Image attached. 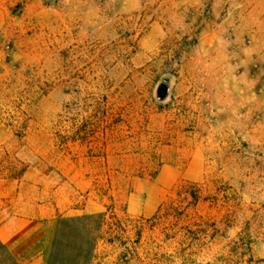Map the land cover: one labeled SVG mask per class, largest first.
<instances>
[{"label":"rangeland","instance_id":"1","mask_svg":"<svg viewBox=\"0 0 264 264\" xmlns=\"http://www.w3.org/2000/svg\"><path fill=\"white\" fill-rule=\"evenodd\" d=\"M0 217L51 264H264V0H0Z\"/></svg>","mask_w":264,"mask_h":264},{"label":"crops","instance_id":"2","mask_svg":"<svg viewBox=\"0 0 264 264\" xmlns=\"http://www.w3.org/2000/svg\"><path fill=\"white\" fill-rule=\"evenodd\" d=\"M11 222L17 225L12 235L6 230ZM54 233L55 225L51 221L39 223L34 218L22 217L9 221L0 217V242L17 264H51Z\"/></svg>","mask_w":264,"mask_h":264}]
</instances>
